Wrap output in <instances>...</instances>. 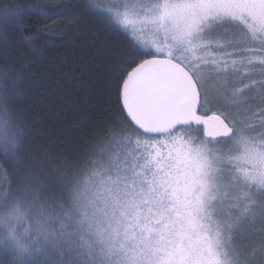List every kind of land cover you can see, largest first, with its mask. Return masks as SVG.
<instances>
[{
  "label": "snow or ice",
  "instance_id": "obj_1",
  "mask_svg": "<svg viewBox=\"0 0 264 264\" xmlns=\"http://www.w3.org/2000/svg\"><path fill=\"white\" fill-rule=\"evenodd\" d=\"M121 7L126 49L103 86L135 141L68 179L70 213L31 184L10 193L0 264H264V0ZM21 9L78 14L70 2Z\"/></svg>",
  "mask_w": 264,
  "mask_h": 264
},
{
  "label": "trees",
  "instance_id": "obj_2",
  "mask_svg": "<svg viewBox=\"0 0 264 264\" xmlns=\"http://www.w3.org/2000/svg\"><path fill=\"white\" fill-rule=\"evenodd\" d=\"M3 2L36 9L70 2L78 8L72 21L25 13V33L43 44L39 53L28 54L16 43L19 37L15 35L7 48L0 49V77H12L11 69L4 66L5 58L17 66L26 65L16 105L30 125L26 153L21 159L0 157L10 190L19 193L31 184L63 203L71 192L68 179L79 170L91 172L88 161L106 159L101 152L112 136L127 139L135 133L119 112L115 93L103 86V78L126 49L124 33L89 0ZM57 27L54 37L44 31ZM64 32L71 33L67 41L60 36ZM51 39L59 42L51 44Z\"/></svg>",
  "mask_w": 264,
  "mask_h": 264
},
{
  "label": "clouds",
  "instance_id": "obj_3",
  "mask_svg": "<svg viewBox=\"0 0 264 264\" xmlns=\"http://www.w3.org/2000/svg\"><path fill=\"white\" fill-rule=\"evenodd\" d=\"M26 16L18 5L0 0V49L7 48L14 39L28 54H37L43 44L35 35L25 33ZM4 66L12 71L10 80L0 77V157L23 158L26 153V141L30 125L27 117L17 108L18 94L25 83L26 65L17 66L4 60ZM14 85V87H13ZM23 195V190L19 192ZM68 212L74 206L71 194L66 197Z\"/></svg>",
  "mask_w": 264,
  "mask_h": 264
},
{
  "label": "rangeland",
  "instance_id": "obj_4",
  "mask_svg": "<svg viewBox=\"0 0 264 264\" xmlns=\"http://www.w3.org/2000/svg\"><path fill=\"white\" fill-rule=\"evenodd\" d=\"M89 2L93 6H96V8L102 13V16L106 18V20L112 26L120 29L123 33L125 32L124 24L116 20L115 13H116L117 8H120V10L123 11L121 5L122 3L127 2V0H89ZM149 38H151L150 34H149ZM131 138L134 142L136 138V133L131 135ZM126 142H127V139L125 137L120 139L118 137L112 136L110 142L108 143L107 148L104 150V152H101L102 153L101 155H105L106 159L109 156L115 157L117 154L120 153L121 147H123V145ZM228 146H225L226 149ZM3 174H4V177L2 176ZM10 193L14 194L13 191L10 190V184H9V179L7 177V174L6 172H4V169L2 165L0 164V207L3 206L5 202V198ZM246 240H247V233H242L241 237L235 240V243L237 245L243 244V243H246Z\"/></svg>",
  "mask_w": 264,
  "mask_h": 264
}]
</instances>
